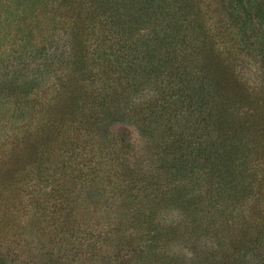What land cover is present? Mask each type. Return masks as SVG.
<instances>
[{
	"label": "rangeland",
	"instance_id": "obj_1",
	"mask_svg": "<svg viewBox=\"0 0 264 264\" xmlns=\"http://www.w3.org/2000/svg\"><path fill=\"white\" fill-rule=\"evenodd\" d=\"M181 1L251 92L242 111L257 123L232 156L239 186L216 205L208 177L189 185L169 172L171 150L140 124L150 86L132 91L103 64L116 33L101 0H0V264H264L261 34L226 0ZM147 246L159 254L145 262Z\"/></svg>",
	"mask_w": 264,
	"mask_h": 264
},
{
	"label": "trees",
	"instance_id": "obj_2",
	"mask_svg": "<svg viewBox=\"0 0 264 264\" xmlns=\"http://www.w3.org/2000/svg\"><path fill=\"white\" fill-rule=\"evenodd\" d=\"M169 1L101 0L102 14L111 16L102 22L116 33L108 46L110 50L103 45L108 53L102 60L103 64L112 60V66L105 67L111 71L120 69L119 76L125 74L131 79L130 88L141 84L150 86L152 98L143 104L140 124H144L145 118L150 123L144 124L147 129L143 132L149 134L161 153L165 148L171 150L169 172L181 177L185 184L193 185L202 177H208L211 184L203 194L209 195L216 204L224 199L226 187L233 188L240 183L238 165L232 161V156L239 146L236 134L257 123L251 121L249 112L242 111L244 105H251V92L227 66L214 41L198 39L202 33L196 32L198 18L193 10L181 0L170 4ZM226 1L242 19L245 29L261 34L256 42L258 52L264 56V0ZM199 31L202 32L201 26ZM119 42H131L133 46L122 51L117 46ZM109 87L113 95L118 93L116 84ZM104 109L110 111V120H117L120 115L115 109L114 112L109 107ZM191 164L195 167H189ZM229 178L235 184L226 185ZM182 196L176 201L180 200V205L182 201L184 206L187 203L192 206L197 197ZM155 235V238H165L166 232L163 236L158 230ZM154 246L152 243L151 248ZM155 250L143 247L145 258L142 260L147 262L151 256L158 255L153 253ZM47 255H54V250Z\"/></svg>",
	"mask_w": 264,
	"mask_h": 264
}]
</instances>
